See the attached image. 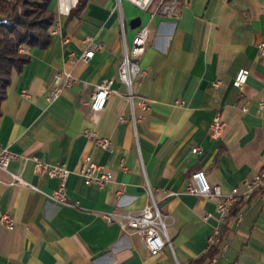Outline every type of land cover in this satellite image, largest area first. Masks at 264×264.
Here are the masks:
<instances>
[{
  "label": "crops",
  "instance_id": "crops-1",
  "mask_svg": "<svg viewBox=\"0 0 264 264\" xmlns=\"http://www.w3.org/2000/svg\"><path fill=\"white\" fill-rule=\"evenodd\" d=\"M77 2L51 0L56 20L50 41L25 49L29 61L13 71L0 116V144L20 155L9 169L50 193L58 178L38 176L35 162L23 157L65 164L71 171L66 192L77 205L0 183V264H264V192L235 205L225 220L226 249L215 247L208 255L217 199L186 190L199 169L228 193L264 166V108L258 106L264 100V54L257 47L264 41V0H181L177 15L153 18L129 0H86L71 15ZM122 20L128 46L142 25L150 27L140 58L146 74L135 87V125L127 87L117 78L125 49ZM94 43L104 48L83 60ZM241 67L249 76L239 91L232 81ZM64 70L77 81L50 101L49 90ZM108 77L115 79L113 92L94 119L86 101ZM140 97L151 100L148 111L138 106ZM216 113L225 123L220 139L208 133ZM87 128L110 138L112 150L97 146ZM196 146L199 153L192 151ZM86 157L104 164L112 180L88 183L80 173ZM0 177L10 179L2 170ZM148 185L169 215L173 246L156 255L139 233L102 217L117 207L142 209L150 200ZM237 211L243 213L240 222ZM4 213L14 218L12 228L1 221ZM206 213L211 216L204 219Z\"/></svg>",
  "mask_w": 264,
  "mask_h": 264
},
{
  "label": "built area",
  "instance_id": "built-area-1",
  "mask_svg": "<svg viewBox=\"0 0 264 264\" xmlns=\"http://www.w3.org/2000/svg\"><path fill=\"white\" fill-rule=\"evenodd\" d=\"M138 8L148 11L150 17L153 18L157 14L163 15H177L180 7L181 0H129ZM122 38L125 43L124 55L118 67L117 78L127 87V98L132 105V121L136 124V91L135 87L138 83V78L143 77L146 74L140 63V58L143 56L146 50L147 40L150 34L149 23L144 24L138 30L136 36L132 41V45L126 44L125 36V23L122 20L121 27ZM89 43L93 42V39L88 37L86 39ZM261 55L264 54V41H259L257 44ZM103 43H94L93 46L87 48L81 55V58L85 61L91 59L94 54L103 49ZM20 51L24 52L23 47ZM249 76V69L241 67L234 75L232 85L242 90V87L246 83ZM113 77L104 78L101 82L96 84L90 95V99L86 101L89 114L95 115L102 111L105 107L107 99L112 94V84L114 82ZM77 81V78L72 71H61L58 73L53 86L49 90L48 100H57L64 91ZM220 81H214L213 86H219ZM27 95V92H24ZM179 104H183V100L177 101ZM138 106L143 111H148L151 107V100L146 97H140L138 100ZM260 109L264 108V100L258 101ZM246 110V107H243ZM96 119V117L94 118ZM225 123L221 119L220 115L216 113L212 118L208 133L212 139H220L223 135ZM85 135L88 138L94 140L95 144L107 150H112V141L110 138L100 136L96 129L87 128ZM194 153H199L200 148L194 147L192 149ZM20 155L12 152L8 147H4L0 144V170L8 173L10 179L8 181L3 180L0 177V183H4L10 186L22 185L31 187L37 191L45 194L51 201L59 205H77V202H73L67 192L66 186L68 177L71 171L63 163H49L40 159L38 156H24V161L32 159L35 162V171L38 176L48 175L50 177H56L59 180L58 186L50 193L42 191L38 186L31 184L27 181L23 173H16L9 169V165L12 160L19 158ZM80 173L85 177L88 183H95L99 186L105 185L111 181L113 175L108 171L104 164L94 161L91 157H86L81 165ZM193 182L189 183L186 190L187 192L204 196L210 199H217L215 212L218 219V225L215 226L208 237V249L217 247L221 252L226 249L227 244L223 243L222 226L225 223L226 218L230 214L232 208L240 201L249 200L258 191L264 192V166L257 170L251 177L245 178L240 185L234 186L228 193H223L220 185L210 184L202 170H196L192 173ZM149 193V202L140 210L133 211L128 209H122L120 207L115 208L109 212H103L102 217L110 223L116 222L119 224L124 232L135 231L142 237V241L148 253L151 255L158 254L163 248L169 246L173 249L171 237L168 232V218L169 215L164 213L157 200L153 195L151 187H147ZM119 193H122L120 191ZM175 192H170L169 195H173ZM211 216V213H206L204 219ZM236 221L240 222L243 213L237 211ZM1 221L12 228L15 224L14 218L9 213H4L1 216ZM216 257L211 258L210 262H215Z\"/></svg>",
  "mask_w": 264,
  "mask_h": 264
},
{
  "label": "trees",
  "instance_id": "trees-1",
  "mask_svg": "<svg viewBox=\"0 0 264 264\" xmlns=\"http://www.w3.org/2000/svg\"><path fill=\"white\" fill-rule=\"evenodd\" d=\"M85 1L78 0L70 14L80 12ZM50 3L51 0H0V116L13 71L21 69L30 58L20 48L45 47L50 41V28L56 20ZM234 209L235 206L231 212ZM226 231L224 223L222 238L226 237ZM216 251L212 247L208 250V255Z\"/></svg>",
  "mask_w": 264,
  "mask_h": 264
},
{
  "label": "water",
  "instance_id": "water-1",
  "mask_svg": "<svg viewBox=\"0 0 264 264\" xmlns=\"http://www.w3.org/2000/svg\"><path fill=\"white\" fill-rule=\"evenodd\" d=\"M139 23H140V17H138V18L135 20L134 24H139Z\"/></svg>",
  "mask_w": 264,
  "mask_h": 264
}]
</instances>
